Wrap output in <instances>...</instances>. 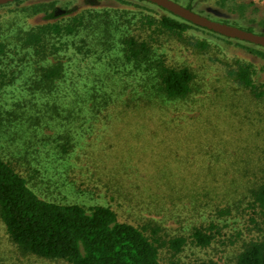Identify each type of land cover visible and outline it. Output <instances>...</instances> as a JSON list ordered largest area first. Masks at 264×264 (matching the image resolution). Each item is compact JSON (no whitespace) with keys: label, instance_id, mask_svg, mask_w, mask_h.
I'll list each match as a JSON object with an SVG mask.
<instances>
[{"label":"trees","instance_id":"trees-1","mask_svg":"<svg viewBox=\"0 0 264 264\" xmlns=\"http://www.w3.org/2000/svg\"><path fill=\"white\" fill-rule=\"evenodd\" d=\"M25 1L0 6H18L17 15L0 14V223L7 243L20 256L70 264H164L162 249L176 255L189 243L209 246L215 224L196 226L188 236L165 234L157 223L137 226L121 221L109 206L61 203L41 192L52 187V179H46L51 157L60 161L76 146L72 124L145 116L153 137L136 150L150 149L143 152L155 156L148 165L161 172L152 173L154 182L163 197L173 196L174 183L184 171L176 161H163L171 152L169 134L178 128L169 111L192 109L195 94L202 91L195 85L194 72L168 65L153 39L167 34L204 50L206 41L185 38L192 27H202L147 0L138 1L166 14L154 18L125 7H98L94 0L81 10L57 6L58 0L24 6ZM39 15L42 22L27 23ZM145 27L150 35H144ZM73 58L85 65L72 71ZM252 73L247 64L229 70L239 88L264 98ZM142 127L138 122L139 130ZM173 151L182 160L179 150ZM259 174L251 198L264 214V165ZM237 264H264V235L244 245Z\"/></svg>","mask_w":264,"mask_h":264},{"label":"rangeland","instance_id":"rangeland-1","mask_svg":"<svg viewBox=\"0 0 264 264\" xmlns=\"http://www.w3.org/2000/svg\"><path fill=\"white\" fill-rule=\"evenodd\" d=\"M41 1L52 0H26L24 6ZM58 1L57 6L67 10H81L89 5L88 0ZM173 1L213 20H226L264 35V0ZM94 2L98 7H125L154 18L166 14L160 7L138 0ZM17 9L18 6H10L0 10V14L17 15ZM37 22H42L40 15L27 19L29 25ZM143 32L150 35L146 27ZM154 37L153 46L168 65L189 67L196 76L195 85L202 91L195 94L197 100L192 109L190 106V109L169 111L178 128L169 134L171 152L165 153L169 156L163 161L167 164L176 161L184 171L174 183L173 196L163 197L161 186L154 182L152 173L161 172H157L155 165L153 169L148 165L155 156L143 152L150 149L136 150L139 143L153 137L148 129L151 121L145 116L136 119L144 125L143 130H139L136 120L119 117L72 124L69 128L75 135L76 146L60 161L51 157L46 179H52V187L45 194L41 192L61 203L109 206L121 221L137 226L157 223L165 234L188 236L196 226L209 228L215 224V239L209 246L189 243L176 255L162 249L161 261L192 264L214 260L220 264H237L244 245L264 235V214L251 198V190L259 182V170L264 165V98L239 88L229 70L249 65L253 79L264 91V47L199 27L189 29L185 38L206 41L208 47L204 50L193 49L167 34ZM79 60L73 58L72 71L85 65V61ZM138 131H142L140 135L135 134ZM177 141L184 145L176 147ZM173 149L179 150L182 160L176 159ZM0 264L70 263L20 256L7 243L0 223Z\"/></svg>","mask_w":264,"mask_h":264},{"label":"water","instance_id":"water-1","mask_svg":"<svg viewBox=\"0 0 264 264\" xmlns=\"http://www.w3.org/2000/svg\"><path fill=\"white\" fill-rule=\"evenodd\" d=\"M17 0H0V6L8 3L15 2ZM160 7L168 10L174 15L187 20L197 26L214 31L220 35L228 38H233L241 41H246L261 47H264V35L257 34L248 30H244L234 25L223 23L213 20L206 16L200 15L191 9L180 5L173 0H147Z\"/></svg>","mask_w":264,"mask_h":264}]
</instances>
